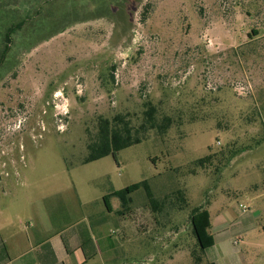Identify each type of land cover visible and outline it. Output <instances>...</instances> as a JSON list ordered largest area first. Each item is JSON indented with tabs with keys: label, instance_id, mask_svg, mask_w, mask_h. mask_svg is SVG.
Here are the masks:
<instances>
[{
	"label": "rangeland",
	"instance_id": "obj_1",
	"mask_svg": "<svg viewBox=\"0 0 264 264\" xmlns=\"http://www.w3.org/2000/svg\"><path fill=\"white\" fill-rule=\"evenodd\" d=\"M12 5L0 11V58L2 34L24 28L0 65V228L27 232L54 197L88 216L148 181L157 199L183 190L189 205L153 213L141 189L120 214L111 197L121 264H264V0ZM147 102L173 117L165 136L83 163L100 117L139 124ZM200 206L216 239L205 255L190 221Z\"/></svg>",
	"mask_w": 264,
	"mask_h": 264
},
{
	"label": "crops",
	"instance_id": "obj_2",
	"mask_svg": "<svg viewBox=\"0 0 264 264\" xmlns=\"http://www.w3.org/2000/svg\"><path fill=\"white\" fill-rule=\"evenodd\" d=\"M45 200L27 232L13 222L0 228V264H121L111 203L110 210L104 203L97 213L72 218L64 199ZM127 223L125 216L124 234Z\"/></svg>",
	"mask_w": 264,
	"mask_h": 264
},
{
	"label": "trees",
	"instance_id": "obj_3",
	"mask_svg": "<svg viewBox=\"0 0 264 264\" xmlns=\"http://www.w3.org/2000/svg\"><path fill=\"white\" fill-rule=\"evenodd\" d=\"M46 1L47 0H44L45 3ZM13 2L14 0H0V6H7L5 7L6 10L0 9V11L4 12L8 9L9 11H12L14 6L12 5ZM40 6H42V4H40ZM41 9L42 7L40 8V11ZM38 14H41V12L38 11ZM42 16L45 17V14ZM23 28L24 27L21 25H12L2 34L1 39L4 48L0 58V65L3 64L10 51L9 49L13 45V37L15 33L22 31ZM251 35L257 37L259 32L253 29ZM248 36L250 37V35ZM144 107L145 110L143 111V117L139 124H134L131 115L129 114H117L112 119L100 117L97 123L96 132L88 138V156L84 159L83 163L87 164L95 162L108 156H113L116 159L120 151L138 145L149 139L152 132L159 137L165 136L174 124L173 117L169 115H161L158 108L151 102L145 103ZM213 158L214 155H208L204 158L198 159L191 165V168L189 169L190 173L196 174L198 169L206 168V166L212 163ZM141 189L145 191L147 201L153 213H160L167 205H170L172 208L179 206V209L181 210L189 205L187 196L183 190L172 192L171 194L166 195L162 200L157 199L148 181L133 184L120 191H114L109 195L104 196L103 200L107 208L110 210V198L113 196L117 197L121 201L123 209L119 213L123 214V212H125L124 210H127L132 203L131 194ZM190 221L200 252L202 255H205L206 251L212 249L216 243L214 235L210 232L212 225L209 210L203 206L194 208L190 214ZM195 254L196 253H194V255ZM196 262H202V257L200 255H196Z\"/></svg>",
	"mask_w": 264,
	"mask_h": 264
},
{
	"label": "built area",
	"instance_id": "obj_4",
	"mask_svg": "<svg viewBox=\"0 0 264 264\" xmlns=\"http://www.w3.org/2000/svg\"><path fill=\"white\" fill-rule=\"evenodd\" d=\"M237 243V242H236Z\"/></svg>",
	"mask_w": 264,
	"mask_h": 264
}]
</instances>
